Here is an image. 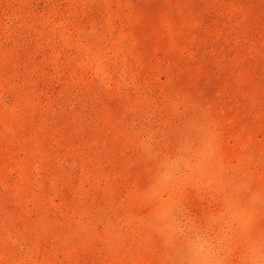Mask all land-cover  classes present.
Masks as SVG:
<instances>
[{
    "label": "rangeland",
    "instance_id": "obj_1",
    "mask_svg": "<svg viewBox=\"0 0 264 264\" xmlns=\"http://www.w3.org/2000/svg\"><path fill=\"white\" fill-rule=\"evenodd\" d=\"M194 104L264 185V0H0V264H157L138 143Z\"/></svg>",
    "mask_w": 264,
    "mask_h": 264
},
{
    "label": "clouds",
    "instance_id": "obj_2",
    "mask_svg": "<svg viewBox=\"0 0 264 264\" xmlns=\"http://www.w3.org/2000/svg\"><path fill=\"white\" fill-rule=\"evenodd\" d=\"M187 111L192 115L169 151L162 150L160 132L141 133L139 150L153 167L141 193L149 215L136 226L158 241L151 249L157 264H264V185L224 167L208 105ZM186 189L204 197L200 215L182 195Z\"/></svg>",
    "mask_w": 264,
    "mask_h": 264
}]
</instances>
